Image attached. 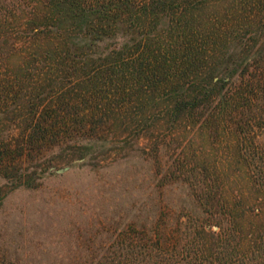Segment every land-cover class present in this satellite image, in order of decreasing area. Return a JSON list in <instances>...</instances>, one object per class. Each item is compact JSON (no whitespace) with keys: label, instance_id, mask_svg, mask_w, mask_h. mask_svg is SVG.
I'll return each instance as SVG.
<instances>
[{"label":"trees","instance_id":"1","mask_svg":"<svg viewBox=\"0 0 264 264\" xmlns=\"http://www.w3.org/2000/svg\"><path fill=\"white\" fill-rule=\"evenodd\" d=\"M207 2L0 0V184L36 190L70 154L87 166L158 100L170 125L199 123L249 151L264 124V0H231L217 22L200 14ZM242 157L264 204V156ZM190 174L176 180L195 212L184 234L168 216L141 223L140 210L108 222L84 256L11 258L0 242V264H264V216L238 210L217 170Z\"/></svg>","mask_w":264,"mask_h":264},{"label":"rangeland","instance_id":"2","mask_svg":"<svg viewBox=\"0 0 264 264\" xmlns=\"http://www.w3.org/2000/svg\"><path fill=\"white\" fill-rule=\"evenodd\" d=\"M206 1L200 13L203 18L211 22L224 20L231 0ZM20 50L17 47L13 58L17 62ZM255 50L256 47L251 49L249 55ZM160 103V100L153 103L155 106L147 103L143 121L137 125L130 120L129 129L124 131L127 141L119 140L117 130L107 147L85 161L87 166H78L82 160L70 154L71 160L56 167L67 169L42 180L36 190H13L0 184V197L3 196L0 242L6 246L4 251L10 253L11 258L84 256L88 252L82 248L96 245L105 237L102 232L108 222L119 220L123 224L140 210L143 212L141 223L145 216H148L147 223L153 214L157 220L162 217L164 222L168 216L167 225L175 227L181 223L184 234L194 222L195 212L190 189L182 182L177 184L176 180L189 178L196 164L207 172L214 169L219 172L224 192L238 205V210L255 220L264 216V204L257 200L261 195L255 190L259 187L253 185L260 174L245 165L242 157L252 162L254 155L259 157L262 153L264 156V124L251 131L249 138L254 145L249 151L242 147L237 155L226 143L231 138L224 137L221 131L201 130L199 123L194 127L170 125ZM169 166L175 172L167 179L163 176ZM239 198L242 200L238 204ZM261 206L262 211L258 210ZM206 225L210 231L212 224Z\"/></svg>","mask_w":264,"mask_h":264},{"label":"water","instance_id":"3","mask_svg":"<svg viewBox=\"0 0 264 264\" xmlns=\"http://www.w3.org/2000/svg\"><path fill=\"white\" fill-rule=\"evenodd\" d=\"M65 169H67V168H60V169H57L56 172L60 173V172H63Z\"/></svg>","mask_w":264,"mask_h":264}]
</instances>
